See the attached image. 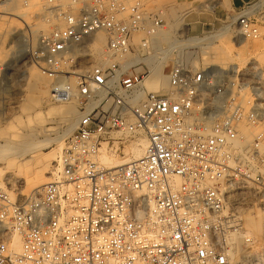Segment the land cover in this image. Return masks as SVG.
I'll list each match as a JSON object with an SVG mask.
<instances>
[{
	"label": "built area",
	"instance_id": "2783aa9c",
	"mask_svg": "<svg viewBox=\"0 0 264 264\" xmlns=\"http://www.w3.org/2000/svg\"><path fill=\"white\" fill-rule=\"evenodd\" d=\"M146 2L46 0L60 25L29 56L53 79L54 101H75L78 121L48 183L29 197L0 187V264H239L233 240L252 245L245 201L260 208L264 246L261 135L234 146L239 122L262 121L259 88L246 111L240 87L157 41L164 17ZM238 25L256 36L246 18ZM100 34L106 63L85 68L82 53ZM155 69L164 84L149 88ZM135 135L145 138L140 157L99 161L103 143Z\"/></svg>",
	"mask_w": 264,
	"mask_h": 264
},
{
	"label": "rangeland",
	"instance_id": "374dc122",
	"mask_svg": "<svg viewBox=\"0 0 264 264\" xmlns=\"http://www.w3.org/2000/svg\"><path fill=\"white\" fill-rule=\"evenodd\" d=\"M30 1L22 0L20 7L25 8ZM11 3L12 0H0V25L9 26L5 34L0 30V187L25 197L35 192L32 191L34 189L32 184L37 180H42L41 184L51 180L48 179L49 174L58 160L63 143L73 130L62 137L60 142L55 141L57 144L54 141L45 144L43 142L59 137L68 125V119L74 118L78 112L74 100L57 102L52 99L53 79L43 74L29 56L30 51L37 47L40 36L54 29V21L46 22V30L41 31L38 28L45 13H38V16L35 15L28 20L27 26L11 9ZM146 4L147 9L156 8L163 16L165 15V25L169 24L171 29L170 41H182L194 36L204 37L227 28V32L225 31L226 33L218 39H212L208 47L201 44L175 48L178 57L183 61L187 60L190 67L207 69L210 73L222 76L224 81L235 83L240 87V92L236 95L237 101L244 105L246 111L249 105H245V101L251 99L253 88L258 87L261 93L256 92L260 93L256 103L259 104L258 108L264 109V79H258L262 66L258 60L253 63L250 60L252 55L258 57L264 52V37L261 45L256 42L260 31L264 35V0H147ZM45 8L46 15L54 17L55 13L50 12L52 8L49 4ZM239 18H246L256 29L255 37L241 36ZM82 54L86 56L79 64L85 68L97 66L92 56L84 52ZM236 65L240 68L237 76L230 71V66ZM30 68L40 73L42 76L40 80L30 77ZM231 74L233 76H230ZM163 81L161 84H164ZM146 83L149 88H155L159 84L155 78L149 79ZM108 107L109 104L105 106V110ZM241 122L247 123L245 120ZM262 127L260 122L256 129H251L246 145L242 148L251 145L253 136ZM139 137L145 140L141 135H135L129 137L125 143L112 145L109 143L106 147L114 150L116 156L122 157L124 149ZM29 145L34 146L25 152ZM253 209L249 212L256 215L260 224V213L256 208ZM256 247L264 248L258 241ZM249 250H244V253Z\"/></svg>",
	"mask_w": 264,
	"mask_h": 264
},
{
	"label": "bare ground",
	"instance_id": "6f19581e",
	"mask_svg": "<svg viewBox=\"0 0 264 264\" xmlns=\"http://www.w3.org/2000/svg\"><path fill=\"white\" fill-rule=\"evenodd\" d=\"M65 0H62V2H64ZM22 2V0H12V3H11V9L14 10L16 12V15L18 17H20L22 19V21L27 25L29 22L28 20L31 19L32 17H34L35 15H37L38 13H45L44 17L40 20V23L39 24V30L41 31H45L46 30V22H52L54 21V27H58L60 24H59V19H58V16L57 14L55 13V11L53 10H50V12L52 13H55L54 14V17L52 16H49V15H46V6H47V3H46V0H31L29 4H27V6L25 8H21L20 6V3ZM45 5V7H44ZM259 6V5H258ZM49 13V11H48ZM51 13V14H52ZM163 15V14H162ZM15 16V17H17ZM38 16V15H37ZM165 16V15H164ZM163 16V17H164ZM25 19V21L23 20ZM165 19V18H164ZM234 20V19H233ZM39 23V22H38ZM49 25V24H48ZM1 26V25H0ZM28 26V25H27ZM38 26V25H37ZM178 26V25H177ZM9 26H6V27H3L1 26L0 27V30H3L4 34L7 32ZM34 28V27H33ZM36 28V26H35ZM37 29V30H38ZM35 30V29H34ZM38 30V31H39ZM170 25L166 23V28L158 35L157 37V41H164L166 44H168V47L170 48H180L181 47H184V46H187V45H201V44H205L206 46L205 47H208V45H210L212 42L211 40L213 39H218L220 38L222 35H224V33L227 32V28H224L222 29L220 32H217V33H214V34H211V35H206L204 37H197V36H194V37H188L186 38L185 40H182V41H170ZM175 31V30H174ZM226 31V32H225ZM240 31V30H239ZM263 32L260 31L259 33V37H258V40L256 41L257 44L261 45L263 43ZM174 40V39H173ZM204 42V43H203ZM104 43H105V38L103 35H99L97 36L96 38L93 39V42H91L90 44L87 45V47L85 48L84 50V53H86L87 55L89 56H92L94 61L96 62L97 66L98 65H103L106 63V55H105V52L103 50L104 48ZM255 43V41H254ZM254 45V44H252ZM248 46V45H247ZM246 46V47H247ZM251 46V44H250ZM263 47V46H262ZM245 49V48H244ZM243 49V50H244ZM257 50V49H256ZM252 51V50H251ZM253 51H254V46H253ZM216 53V52H215ZM218 53V52H217ZM256 54V53H255ZM223 55V53H222ZM259 55V54H258ZM239 56V55H238ZM226 58V57H225ZM250 60L251 62H255V61H259V63L261 64L262 66V69L260 70V74L261 76L258 78L260 80L264 79V52L261 53V55H259L258 57L252 55V57H250ZM238 62V61H237ZM240 62V61H239ZM258 63V64H259ZM231 64V63H230ZM239 64V63H238ZM96 66V65H95ZM239 66V65H238ZM237 65L236 66H230V71L237 76V74L239 73V67ZM260 66V68H261ZM228 67V66H227ZM216 71V70H215ZM242 73V72H241ZM29 74H30V77L35 79V80H40L42 76H40V73L35 70L34 68H30L29 69ZM222 74V73H221ZM233 74H231L230 76H233ZM163 74H159L157 72V70L155 69V71L152 73L150 79L152 78H155L157 80V82L159 84H161V82L163 81ZM240 75V74H239ZM241 76V75H240ZM244 76V74H243ZM244 78V77H243ZM242 78V79H243ZM241 79V78H240ZM236 80V79H235ZM235 82V81H234ZM235 84V83H234ZM46 87V86H45ZM235 92V91H234ZM233 92V93H234ZM261 93V92H260ZM260 93H256L255 96H256V100L257 98L259 97V94ZM239 94V93H236L235 94V98H236V95ZM242 96V95H241ZM248 96V95H247ZM246 97V96H244ZM243 97V99H244ZM242 99V100H243ZM259 99V98H258ZM241 100V98H240ZM247 100H250V98H248ZM246 100V101H247ZM245 101V102H246ZM59 102H62V101H59ZM236 102L239 103L237 101V98H236ZM243 102V101H242ZM240 104V103H239ZM257 107L259 106L258 103L255 104ZM74 114V113H73ZM68 119V118H67ZM66 120V119H65ZM69 123L68 125L66 126V128L62 131L61 135L58 137H54L51 139H44L45 141L43 142V144L47 143V142H50L51 143L54 141L56 142H60V140L62 139V137L66 136L67 134H69L72 130H74L76 124H77V121H78V115H76L74 118H69ZM262 129L258 132L260 133L261 135V140H260V143H259V152L260 154L262 155V158L264 160V153H262V151L264 152V116L262 115ZM65 126V125H64ZM257 126L255 127H251L249 125H247V123H244V122H239L237 124V127H236V130H237V134H238V138L236 139L235 143H234V146L236 148H242L244 145H246V141L248 139V136L249 134L251 133V129H256ZM256 133V134H258ZM42 142V141H41ZM55 142V143H56ZM38 143V142H37ZM39 144V143H38ZM42 144V143H41ZM57 144V143H56ZM37 145V144H36ZM59 145V144H58ZM32 146L34 145H29V147L26 149L25 148V152L31 150ZM1 147V146H0ZM39 147V146H37ZM144 147H145V140L143 138H136L134 140V142L132 143V145H129L126 147V149H124L123 151V156L122 157H118L116 156L114 153L115 151L114 150H109L107 149L106 147V144L103 143L102 146H101V149H100V155H99V161L104 164L106 167H109V168H114V167H119V166H124L126 164H128L129 162H131L132 160H135L137 159L138 157L141 156L143 150H144ZM262 149V150H261ZM59 150V149H58ZM4 152V151H3ZM24 152V151H23ZM56 154V153H55ZM61 154V153H60ZM58 156V154H57ZM1 157V156H0ZM60 157V155H59ZM58 157V158H59ZM58 160L57 162L55 163V165L53 166L51 172H50V177H48V179H51L52 175H54V173L56 172V170L58 169ZM34 174V173H33ZM43 174V173H42ZM46 175V174H45ZM9 176V175H8ZM13 176V175H12ZM41 179V178H40ZM13 180V179H12ZM11 180V181H12ZM33 180V179H32ZM10 181V180H9ZM41 181L42 180H37L36 182H34L32 185L34 189H32V191H35L34 193H36L44 184L48 183L49 181H47L46 183L44 184H41ZM44 182V181H43ZM15 183V182H14ZM22 185V184H21ZM25 186V185H24ZM24 188V187H23ZM28 188V186L26 187ZM31 188V187H30ZM36 188V189H35ZM20 189H21V186H20ZM30 191V190H29ZM27 192V190H26ZM20 193V192H19ZM13 195V194H11ZM20 195V194H19ZM23 195V194H22ZM14 196V195H13ZM21 196V195H20ZM27 197H29L28 195H26ZM25 196V197H26ZM23 197V196H22ZM240 199V198H239ZM250 202V200L248 201ZM245 205H246V209L243 210V212H241V217L243 218V222H244V225H243V228L245 230V237H248L250 240H252V245H251V248L249 250V252L247 253H244V250L248 249L247 248V244L243 243L242 240H240L239 238H235L233 240V244H232V251L230 252V255H229V258H230V261L232 262H238L239 261V264H260L262 261L264 262V248H258L256 247V241H258L259 243L261 242V238H260V233H261V222L260 224L258 223V220L256 218V215L254 216L253 214L254 213H251L249 212L251 209L253 208H256L259 213H260V216H261V212H260V208L254 204V205H248L246 204V201L244 202ZM254 210V209H253ZM242 222V224H243ZM262 243V242H261ZM260 245V244H259ZM14 248L16 250H18L20 248V242L18 239H15L14 241ZM253 251V253H252ZM256 261H259V262H256Z\"/></svg>",
	"mask_w": 264,
	"mask_h": 264
}]
</instances>
